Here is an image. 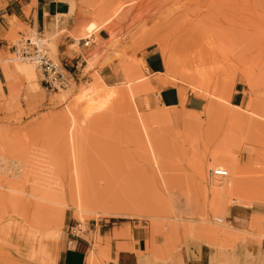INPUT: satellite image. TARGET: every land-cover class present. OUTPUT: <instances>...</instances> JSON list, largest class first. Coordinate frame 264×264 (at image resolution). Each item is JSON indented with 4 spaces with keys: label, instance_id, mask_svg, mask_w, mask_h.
<instances>
[{
    "label": "rangeland",
    "instance_id": "374dc122",
    "mask_svg": "<svg viewBox=\"0 0 264 264\" xmlns=\"http://www.w3.org/2000/svg\"><path fill=\"white\" fill-rule=\"evenodd\" d=\"M78 6L73 29L42 33L57 62L67 34L91 40L78 60L81 78L66 88L46 89L41 71L0 42V264H53L64 231L84 237L95 224L120 226L126 235L142 233L144 253L159 250L154 259L163 264H178L183 249L230 251L237 242L246 249L261 246L264 0H79ZM9 22L4 42L30 29ZM73 51L78 52L76 45H69L65 54ZM15 61L32 66L36 79L14 69ZM97 78L106 91L116 92L102 107L104 92L86 94ZM144 83L149 88L136 97L135 107L129 88ZM169 86L179 90L180 107L159 104V89ZM188 95L198 100L197 108L186 101ZM70 115L77 122L74 147L84 198L98 210L118 207L136 217H80L66 197L73 161ZM225 154H232L240 167L237 196L244 199L226 196L225 207L217 210L208 193L216 179L210 172L220 167L214 159ZM39 189L58 196L63 192L64 206L54 220L39 217L34 224L33 209L26 204ZM231 212L242 221L232 222ZM101 241L97 235L94 247Z\"/></svg>",
    "mask_w": 264,
    "mask_h": 264
},
{
    "label": "crops",
    "instance_id": "0c3cea01",
    "mask_svg": "<svg viewBox=\"0 0 264 264\" xmlns=\"http://www.w3.org/2000/svg\"><path fill=\"white\" fill-rule=\"evenodd\" d=\"M78 3L79 0H0V42L3 43L2 46H5L4 37L11 30L10 20H16L20 25L29 26L31 29L36 28L40 34L45 32L57 34L62 30L69 32L75 25ZM99 36L101 39H106V32L100 30ZM83 39L76 40L68 34L62 38L59 46V60L63 64L72 66L79 62V59H83L87 46L92 45V43L85 45ZM69 45H76L78 52L73 51L72 56L65 54ZM157 99L159 104L166 108L180 107L182 103L179 90L172 86L160 88ZM186 101L193 108L198 107V100L191 98L190 95ZM238 217H240L239 214L230 213L232 222L234 219L240 223L242 220ZM103 226L107 225L102 224L97 228L95 224L91 233H87L84 237L64 231L56 243L53 264H155L156 262L163 264L165 262L155 260L156 256L152 254V251L153 258L144 253L146 237L142 233L131 230V234L126 235L120 230V226H117L115 230L113 227L104 228ZM97 235L102 238L98 249L94 247ZM236 245L230 251L222 247L209 246H201L194 250L183 249L177 263L264 264V243L259 247L255 246L254 249H246L241 246L240 242Z\"/></svg>",
    "mask_w": 264,
    "mask_h": 264
},
{
    "label": "bare ground",
    "instance_id": "6f19581e",
    "mask_svg": "<svg viewBox=\"0 0 264 264\" xmlns=\"http://www.w3.org/2000/svg\"><path fill=\"white\" fill-rule=\"evenodd\" d=\"M90 31L92 30L93 28V24H90L88 25L87 27ZM87 29V30H88ZM88 38V37H86ZM45 39V38H44ZM18 40V39H17ZM15 40V41H17ZM46 40V39H45ZM79 40V39H78ZM5 45L6 47L8 48V41L5 42ZM9 49V48H8ZM159 49V48H158ZM11 52V50H10ZM162 51L159 50V53H161ZM164 52V51H163ZM165 54V52H164ZM17 58H20L22 59L23 61H26V62H29L31 64H34L36 67V63L33 62V61H29V60H26V59H23L17 55H15ZM166 56V55H165ZM16 62V61H15ZM15 64V63H14ZM169 59L166 57V64H165V68L166 69H170L169 67ZM15 68L14 69H17L19 72H22L29 80H35L36 79V73L33 69L32 66H29L28 64H20L19 62L15 64L14 66ZM38 68V67H37ZM143 79H138L136 82H139V81H142ZM101 78H97L95 79V82L90 85V88L86 91L87 93L86 94H90L91 97H93L92 95H96V96H99L100 95V92H104V95H103V98L101 100H99V105L100 107L106 105L107 102H109V100L114 96L116 95L115 91H106L104 89V87H102L101 85ZM129 87H130V84H128ZM148 83H144L142 86H140L139 88L137 89H132L131 87L129 88V92H128V97L130 99V101L135 105L136 107V104H135V99L136 97L139 95V93L141 94V92H144L145 90H148L149 86ZM87 89V88H85ZM84 91V90H83ZM85 93V92H84ZM138 104V103H137ZM236 112V111H235ZM234 113V112H233ZM237 113V112H236ZM235 113V116L234 114H232V117L231 119L233 118H236L237 115ZM251 115H255V116H258V114L256 113H253V112H250ZM141 115V114H140ZM234 116V117H233ZM141 117V116H140ZM69 120V132H70V144L72 143V164L71 162L69 164H71V173H72V176H71V181H70V185H69V188H68V196L66 195V197L69 199L68 200H71L74 205H75V208L77 210V212L80 213V217L83 216V214H86L88 216H93V217H98V216H111V217H132V215H135V213H132L129 211L128 212H125V211H122L120 210V208L118 207H115V208H105V207H102L101 209L102 210H98V208L100 207H95L91 200L90 202L88 200H86L84 198V192H82V187H81V180H80V176H79V172H80V162L78 161V155L76 152V147L77 145H75L74 143L76 142L75 141V138H74V135H73V129L75 128L76 126V119L74 118L73 115H70V117L68 118ZM69 142V141H68ZM74 145L76 147H74ZM150 153H151V158L152 160L154 161V163H156V160H157V155H156V152L154 151L153 147L150 145ZM70 149V148H69ZM159 159V157H158ZM224 159H229L230 162L229 163H225L224 162ZM159 161V160H158ZM214 164L217 165V166H220V167H216L215 169H212L213 171L215 170H226L227 171V176L223 179H212L213 182H212V186L210 184V189L208 190V193H210V195H212V206L214 209H217V210H221L225 207V202H222L223 199H225L226 196H237L239 195L241 192V179L239 175V172H240V167L238 166V163L237 161L235 160L234 156L232 154H225L224 156H220L219 158H216L214 159ZM221 167H224L226 169H223ZM204 165H201L200 167V172H201V176H202V179L203 181L205 180V173H204ZM80 169V170H79ZM211 170V171H212ZM216 180V181H214ZM208 181V180H207ZM245 184V183H244ZM11 185V184H9ZM11 186H14V185H11ZM9 187V186H8ZM7 188V187H5ZM15 188V187H14ZM17 188V187H16ZM11 188H9L10 190ZM254 189V188H253ZM14 190V189H13ZM16 190V189H15ZM18 190H19V187H18ZM17 191V190H16ZM30 191V190H29ZM15 192V191H14ZM23 192V191H22ZM240 192V193H239ZM16 193V192H15ZM13 193V195L15 194ZM18 193V191H17ZM21 193V192H20ZM12 194V193H11ZM10 194V195H11ZM244 194V193H243ZM261 194V192H260ZM16 195V194H15ZM245 195V194H244ZM247 195V194H246ZM263 195V194H262ZM22 195L20 194V196L17 194L16 197H20V198H23L21 197ZM32 197V199H28L27 201V204L26 206L30 209H33V217L34 219L36 220H32V222L37 223V220H39L38 218H43V219H47L49 221H52L55 219V217L57 216L56 213L58 212L57 210H59V208L61 206H64V198H65V195L63 194V192L58 196L56 194H53L51 192H42L40 191H37V192H34L33 194L30 195ZM29 196V197H30ZM238 197V196H237ZM247 197V196H245ZM251 197V196H250ZM227 198V197H226ZM231 198V197H230ZM239 199H244L243 197L239 196L238 197ZM12 199H15L13 196L11 198V201L12 202H16V200H12ZM19 199V198H18ZM234 199V197H233ZM238 199V200H239ZM253 199V198H252ZM20 200V199H19ZM67 200V199H65ZM18 201V200H17ZM22 201V199H21ZM21 201L19 203H21ZM14 202V203H15ZM94 202V201H93ZM155 202V201H154ZM160 202L161 199H160ZM243 202V201H242ZM16 205H18V202L15 203ZM158 204V203H157ZM159 205V204H158ZM158 209V208H157ZM160 213V212H159ZM130 215V216H129ZM136 217V215H135ZM150 217V216H149ZM159 217V216H158ZM134 218V217H133ZM157 218V217H156ZM163 218V217H161ZM165 218V216H164ZM155 219V218H154ZM159 219V218H158ZM202 222L206 220V217H202L200 219ZM29 221V220H28ZM36 221V222H35ZM158 221H162V220H158ZM32 222H30L32 224ZM153 223V222H151ZM157 223V222H156ZM30 224V225H31ZM158 224V223H157ZM161 224V223H160ZM159 224V225H160ZM155 225V224H154ZM173 227V226H172ZM172 229V228H171ZM175 229V228H174ZM33 231V230H31ZM157 231V230H156ZM172 231V230H171ZM174 231V230H173ZM155 232V231H154ZM165 233V230L163 231ZM159 233V232H158ZM176 234V233H175ZM172 235V234H170ZM177 235V234H176ZM261 235V234H260ZM163 236V235H162ZM167 237V232L166 234L164 235ZM264 236V234H263ZM165 237V238H166ZM172 237V236H171ZM205 238V237H204ZM208 238V237H207ZM168 240V239H167ZM173 240V239H172ZM175 241V240H174ZM172 242V241H171ZM151 245V244H150ZM30 247V246H29ZM120 249V248H119ZM121 250V249H120ZM133 250V249H132ZM155 250V249H154ZM160 251L159 250H155L153 251V248H152V254L154 256H157Z\"/></svg>",
    "mask_w": 264,
    "mask_h": 264
},
{
    "label": "built area",
    "instance_id": "2783aa9c",
    "mask_svg": "<svg viewBox=\"0 0 264 264\" xmlns=\"http://www.w3.org/2000/svg\"><path fill=\"white\" fill-rule=\"evenodd\" d=\"M83 41L85 45L91 43L88 38H84ZM8 48L12 54L36 63L42 74V84L46 89L58 91L81 78V72H79L80 62L67 66L60 60L55 61L51 56L46 40L37 30L34 31L30 28L29 31L20 33L17 41H8ZM210 175L212 178H223L227 176V171L212 170ZM80 226L81 223L77 225L78 230H82Z\"/></svg>",
    "mask_w": 264,
    "mask_h": 264
}]
</instances>
